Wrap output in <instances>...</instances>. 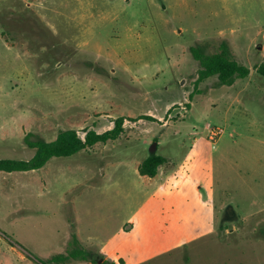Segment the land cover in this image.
I'll return each instance as SVG.
<instances>
[{"label":"rangeland","instance_id":"374dc122","mask_svg":"<svg viewBox=\"0 0 264 264\" xmlns=\"http://www.w3.org/2000/svg\"><path fill=\"white\" fill-rule=\"evenodd\" d=\"M223 43L249 77L199 80L191 49ZM262 62L264 0H0V159L125 118L115 141L0 172V264H46L67 218L116 264H264Z\"/></svg>","mask_w":264,"mask_h":264},{"label":"trees","instance_id":"16d2710c","mask_svg":"<svg viewBox=\"0 0 264 264\" xmlns=\"http://www.w3.org/2000/svg\"><path fill=\"white\" fill-rule=\"evenodd\" d=\"M194 59L201 67L199 80L217 76L221 85L231 86L238 79H246L250 69L239 64L232 58L225 43L221 44L220 51L215 54L201 53L198 49H191ZM258 74L264 78V62L256 67ZM125 118L120 117L114 121V127L105 133L87 131L82 139L74 130L61 131L52 142L41 139L31 140L30 135L25 137L26 145L35 150V155L30 160L0 159V172L25 173L42 169L53 158H66L95 146L115 141L124 132ZM168 162V159L156 153L150 154L139 167V174L149 178L157 176L159 169ZM91 262L98 264H116L105 260L103 257L93 255L79 242L77 236L72 234L68 244L67 254H58L49 258L46 264H67L69 261ZM120 262L123 261L120 259Z\"/></svg>","mask_w":264,"mask_h":264},{"label":"crops","instance_id":"0c3cea01","mask_svg":"<svg viewBox=\"0 0 264 264\" xmlns=\"http://www.w3.org/2000/svg\"><path fill=\"white\" fill-rule=\"evenodd\" d=\"M85 152V151H84ZM52 160V159H51ZM48 164V163H47ZM46 164V165H47ZM45 165V166H46ZM44 166V167H45ZM43 167V168H44ZM139 171V170H138ZM48 185H47V183H44L43 184V188L44 189H46V188H48L47 187ZM64 196V195H63ZM61 202L63 203V204H66L65 203V199L63 198V199H61ZM51 203V202H50ZM72 204V208H71V211L73 212V213H75V206H74V203H71ZM66 222H65V228H66V233L64 234V236H63V238H62V250H61V252L59 253V254H67V249H68V244H69V241H70V239H71V236H72V234H75L76 236H77V238H78V240H79V242L81 243V245L86 249V250H88V251H91V250H89L90 249V247L91 248H93V245H91V246H89L90 244H88V241H86V243L87 244H85V242H84V240H83V238L78 234V232H76V231H78L77 230V221H76V218L72 221L70 218L68 219L67 218V220H65ZM94 254H103V253H101V252H99V251H94L93 252ZM56 255H58V254H56ZM77 262H80V261H74V260H71V261H69L67 264H76ZM90 264H92V263H90Z\"/></svg>","mask_w":264,"mask_h":264},{"label":"water","instance_id":"95a60500","mask_svg":"<svg viewBox=\"0 0 264 264\" xmlns=\"http://www.w3.org/2000/svg\"><path fill=\"white\" fill-rule=\"evenodd\" d=\"M258 48H260V47H258ZM157 146H158V143H156V142L153 143L151 148H150V152L155 153V151L157 150ZM102 262H103V260H99L98 264H101Z\"/></svg>","mask_w":264,"mask_h":264},{"label":"built area","instance_id":"2783aa9c","mask_svg":"<svg viewBox=\"0 0 264 264\" xmlns=\"http://www.w3.org/2000/svg\"><path fill=\"white\" fill-rule=\"evenodd\" d=\"M221 133H222V131H211L210 139L214 140V137L215 138L218 137Z\"/></svg>","mask_w":264,"mask_h":264}]
</instances>
